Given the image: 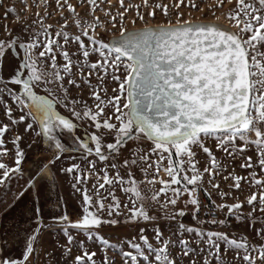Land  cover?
I'll list each match as a JSON object with an SVG mask.
<instances>
[{
	"label": "snow or ice",
	"instance_id": "obj_1",
	"mask_svg": "<svg viewBox=\"0 0 264 264\" xmlns=\"http://www.w3.org/2000/svg\"><path fill=\"white\" fill-rule=\"evenodd\" d=\"M22 2L27 9V0ZM107 2L78 0L74 6L70 0H55V8L65 22L64 27L68 26V17L64 16L67 11L74 18L73 23L80 29V34L70 36L62 31L53 36L52 26H45V20L51 18V12L48 11L51 5L48 0H38L46 13L44 18L35 21L38 30L29 31L27 40L19 36L0 40V84H4L3 61L11 56L14 62L8 78V83L14 87H0V116L3 117L0 119V156H11L14 166L0 163V187L18 177L25 159V152L20 147L23 136L15 134L11 140L13 148L8 149L6 134L19 125H25L24 132L35 131V136L41 138V144L47 143L55 150V160L59 161L63 154L74 150L81 152L86 161L85 169L79 163H72L62 169L65 174L73 176L71 187L82 196L78 205L82 209V218L70 227L77 229L78 234L84 235L85 239L77 240L69 228L61 227L63 222L68 221L67 215L46 226L49 230L57 229L63 233L66 246H62V254L72 264H97V251L88 250L93 246L101 252L100 264H116L106 254L114 247L122 264H178L172 249H179L177 255L187 258L189 264H224L222 253L229 251L235 252L234 258L243 264H264V244L257 246L250 244L246 238H234L226 232L186 226L183 222H179L177 230L171 233L179 237L175 242L163 238V232L156 227L155 241L159 246L150 242L145 234L147 229L143 227L137 230L138 238L133 236L122 240L119 246L94 231L106 224L135 226L141 222L154 223L158 218L150 215L146 209L150 204L159 203L162 195L168 197L160 205L165 220L185 217L188 215L186 209L191 205L192 219L200 225L227 226L226 220L199 219L202 210L215 217L217 210L224 212L226 209V215L234 216L238 224L247 222L250 229L255 228V212L259 209L264 213V179H258L255 171L258 167L260 173H264V51L261 50L264 48V0H236L235 9L227 15L234 22L235 32L216 24L182 20L179 12L175 23L169 19L166 25L128 31L124 26L125 13L132 7L136 8V19L144 21L145 17L139 11V5L125 8L124 0H120L123 12L116 15L111 11L104 12V16L110 18L112 28L117 27L119 17V36L105 42L98 33L102 23L96 12L101 10V4ZM228 2L232 3V0ZM223 3L224 0H219L220 6ZM183 4L185 0H179L174 7L178 9ZM85 5L89 12L80 16L77 7ZM144 6H148V0H144ZM187 6L196 8L192 0ZM156 9L165 17L169 16L168 6L160 3L147 15L154 18ZM6 13L15 15L16 9L8 8ZM36 15L40 16L39 13ZM135 22L134 19L132 23ZM71 41L78 46L72 55L64 50ZM57 53L64 61L62 69L57 63ZM93 55L97 59L90 62ZM48 61L51 71L45 67ZM121 69L123 78L117 75ZM93 74L100 85H92L89 77ZM77 76L90 89L95 110L86 101L71 98L69 88L64 86L63 82L67 78L68 85L82 91ZM109 76L118 82L119 88H113L112 91L117 93L115 96L102 99L100 92H106L102 86ZM53 84H58V91L62 95H58L57 90L51 87ZM40 88L47 90V98L38 94L37 89ZM56 104L67 109L71 118L59 114L54 108ZM77 105L81 106L80 110H77ZM13 106L20 113L18 116L13 114ZM26 121L31 122L25 124ZM74 121H85L87 123L84 126H94L95 131L77 136L78 124ZM10 125L13 127L10 128ZM34 125L38 126V130ZM58 133L69 134L72 144L66 146ZM107 136L112 137L111 142H105ZM134 138L147 139L151 147L138 149L135 153L129 149L128 156H125L121 149ZM209 139L215 142L216 151L223 152L233 161L240 158L239 167L251 170L248 177L234 172L225 174L231 165L218 160L213 148L207 146ZM196 148L207 157L203 170L198 167ZM250 150L256 155V161L246 154ZM93 156L105 167L101 169L103 182L97 180L90 194L87 179L88 174L96 169V160L88 158ZM112 156L123 157L120 163L126 170V179L119 171L110 178L106 162ZM153 156L156 159L149 163ZM118 166L117 162L110 165L112 169ZM152 168L157 177L160 172H164L170 179H148L147 184L158 182L162 187L150 196H145L140 185L147 177L148 169ZM132 169L141 171V180L135 178ZM48 170L46 166H41L37 172L47 174ZM95 174L100 176L99 172ZM205 175L208 177L207 187ZM217 176L232 180L230 188L242 190V181H246L255 190L243 202L238 197L234 198L236 202L232 204H215L212 201L213 207L209 208L202 205L197 195L199 191H204L209 200L212 196L209 188L217 190L221 200L229 196V193L219 191ZM37 184L26 182V187L29 190L37 187L39 197L43 195L46 185ZM106 185L109 188L119 186L128 203L122 204L114 191L103 195L101 190ZM24 194V188H21L17 198ZM185 194L188 199L184 201V208L170 212L168 206L175 209ZM109 199L110 203L106 205L105 201ZM245 203L251 209L247 216L242 211ZM122 208L127 209V215L122 212ZM32 211L35 217L39 209L33 208ZM104 212L110 219L101 216ZM111 217H123V220ZM259 222L262 227L255 230V235L264 239V218ZM40 232L41 228L37 227L29 234L21 258L0 255V264H29ZM185 234H188V239L184 238ZM90 241L94 245L89 244ZM192 244L196 247H191ZM73 246L80 253L74 257L71 255ZM50 259H55L54 255ZM56 264H59L58 260Z\"/></svg>",
	"mask_w": 264,
	"mask_h": 264
},
{
	"label": "rangeland",
	"instance_id": "obj_2",
	"mask_svg": "<svg viewBox=\"0 0 264 264\" xmlns=\"http://www.w3.org/2000/svg\"><path fill=\"white\" fill-rule=\"evenodd\" d=\"M179 0H148V6H144V0H124V7L127 8L129 5H139V11L144 15L145 20L140 21L136 19V8L132 7L131 10L125 13V21L124 26L127 30L139 29L146 26H159L166 25L168 20L170 19L172 23L176 22L177 12L182 14V20H189L192 22H213L223 24L234 32L237 31L234 22L230 21L227 18L229 12L235 9L236 0H232V3H229L228 0H224L222 6L219 4V0H192L193 3L196 4V8H192L187 6L189 0H185V4L181 5L178 9L174 7ZM48 3L51 7L48 9L51 12V18L45 20V26H52V34L55 35L56 32L66 31L70 36H75L80 34V29L73 23V17L67 12H64V16L68 17L67 27H64V21L61 19L60 13L55 8V0H48ZM74 6L77 5L78 0H70ZM167 5L169 8V16L165 17L159 9H156V14L154 18H150L147 14L152 11L154 6L157 4ZM28 8L25 9L24 3L22 0H0V40H10L12 37L19 36L22 40L29 39V31L38 30V25H36L35 21L38 18H44L46 13L43 7V4L38 3V0H27ZM14 7L16 9V14H7L6 9ZM100 9L96 12V16H98L101 20L102 27L98 29L99 36L102 37L103 41L107 42L110 38L116 37L120 32V24L119 17L117 16V27H111L110 18H106L104 16L105 11H111L113 15H116L118 12H123L124 9L120 7V0H108L107 3L101 4ZM89 12V8L87 5L84 7H77V13L80 16H84L85 13ZM37 13L40 14L37 17ZM7 15V18H5ZM90 19V18H89ZM136 20L135 24L132 23L133 20ZM22 29L24 30L22 32ZM11 33V35H9ZM91 34V33H90ZM86 40V38H83ZM63 43L62 39L60 40ZM77 44L74 41L69 42L65 45L64 50L69 52L70 55L77 51ZM264 51V48L261 49ZM38 56V51L36 52ZM75 59V57H74ZM97 57L93 55L90 58V62H95ZM12 57L9 56L5 58L3 61V71L2 78L4 79V84H0V87H9L12 88L14 86L8 83V78L11 75L12 67H13ZM57 63L62 69L64 61L60 57L59 53H57ZM46 69L51 71L50 61L45 65ZM75 72L76 69H73ZM86 75V73H85ZM123 78V70L117 73ZM77 83L81 84L82 91L77 89L75 86H70L67 84V78L64 80V86L69 88L70 97L73 99H82L87 102V105L92 107L95 110L94 101L90 96V89L82 83L79 76L76 77ZM93 86L100 85V81L97 80L95 74L89 77ZM51 87L54 90H57L58 95H62L58 91V84H53ZM106 88V92L101 91L102 99H108L115 96L117 93L113 92V88L118 89V82L112 80L109 77L106 78L103 86ZM38 94L44 95L47 98V90L45 88L37 89ZM7 100V97H4ZM55 110L58 111L59 114L64 115L65 117H70V113L65 109L62 105L56 104L54 105ZM81 106L77 105V110H80ZM13 114L18 116L20 113L13 106ZM110 114V113H109ZM0 119H3L0 116ZM31 121H26V123ZM78 124V130L76 131L77 136L83 135L84 132H88L89 134L95 131L94 126L85 127L84 125L87 123L85 121H74ZM25 125H19L15 127L13 131L6 134V146L8 149H12L13 145L11 140L14 139L15 134L19 133L23 136L22 141L20 142L21 149L25 152V159L21 164V172L18 177L13 178L10 182H7L5 186L0 187V255H3L5 258L11 256L13 258H21L20 254L23 252L25 248V243L28 239L29 234L34 231V228L40 227L41 232L38 234V240L35 243V253L34 256L30 258L29 264H56V261H59V264H72V261L69 260L65 255L62 254V246H66V238L63 236V233L57 229L49 230L46 226L53 224L58 218H62L63 215L68 216V221L63 222L61 227L69 228L71 234L75 235L77 240H84L85 237L82 234H78V230L71 228L70 225L79 223L81 216L83 215L82 209L78 206L82 201L81 193L74 191L71 185L74 183L73 176L65 174L62 169L68 167L72 163H79L82 165V169L86 168V161L84 160L81 152L70 151L68 153L63 154L62 158L57 161L55 160V150L47 143L41 144V138L35 136V131L32 132H24ZM13 126L10 125V128ZM37 128L38 126L34 125ZM65 142L66 146L72 144V137L67 133H58ZM112 137L107 136V140L105 142H111ZM213 140H207V146L212 147L215 155L217 156L219 161H223L225 165H231L227 167L225 174L229 172H234V174L248 177V174L251 170L241 169L239 164L241 163V159L237 158L234 161L227 157L223 152H219L215 150ZM151 147V142L147 139H133L132 141L127 142L126 146L121 149L124 152L125 156H128V151L131 150L135 153L138 149H147ZM51 150V151H50ZM106 151V149H105ZM197 152L196 159L199 162L198 167L203 170L206 166L207 157L204 153H202L198 148L195 149ZM143 154V152H141ZM247 155H251L253 157V161L257 160L256 155L253 151H248ZM88 159L96 160V169L88 174L87 179V189L90 194L92 191V185L99 180V182H103L101 179L103 172L101 169L105 167V164L99 162L94 156L89 157ZM123 157L112 156L109 161L106 163L109 165L108 172L109 176L114 177L117 171L126 179V170L124 169L122 163L120 161ZM156 157L153 156L150 158L149 163L155 160ZM117 162L118 168L112 169L110 167L111 163ZM0 163H5L9 167L14 166V160L11 156H0ZM46 163H49V172L55 178L56 182L47 179L48 183L43 184L46 185V189L43 192L42 196H37V190L33 194V196L25 194L22 197H18L19 190L21 188H25L26 182H29L32 178L33 173L37 172L38 168L41 166H45ZM164 166H167V161L164 162ZM146 167V165H144ZM61 170V171H58ZM135 178L139 181L141 180V171L137 169H132ZM255 171L258 173V179H264V173H260L259 168L257 167ZM99 172L100 176H97L95 173ZM191 173H189L190 175ZM0 175H2V170H0ZM156 178L157 180L163 179L168 181L170 178L164 172H160L159 176H156L155 169H148L147 177L144 178V181L141 183V190L145 196H150L153 191H159L162 187L158 182L152 185L146 183L148 179ZM205 187H207V175H205ZM216 182L220 184L219 191L229 193V196L224 200H221L218 191L212 190L211 200H209L204 191H199L197 193L199 199L201 200L202 205H207L209 208L213 207L212 201L215 204L227 203L232 204L235 203V197H238L240 201H245L246 197L250 194L251 191L255 189L251 188L250 185L246 181H242V190H236L234 187L230 188V185L233 184L232 180H224L222 176L216 177ZM56 186H54V184ZM182 186V185H181ZM83 188V186H80ZM191 186H189L190 188ZM109 191H114L116 197L121 201L122 204L128 203L125 198V195L120 190L119 186L114 185L109 188L106 185L104 190H101L103 195H107ZM168 197L161 196L159 203H153L148 206L146 210L149 211L150 215L157 217L158 219L154 223L144 224L143 222L132 226L130 224L121 223L116 226L103 225L98 229H95V232H98L100 235L109 238L114 244L120 245L122 240L131 239L133 236H137V230L141 227L146 228V235L148 236L151 243L154 246L156 245L155 241V232L154 229L159 227L163 232V238L171 239L174 242L179 239L178 236L171 235L172 232L177 230L178 223L183 222L186 226L190 227H203L207 230H215L226 232L230 236L234 238H246L248 239L250 244H255L257 246L264 244V239L255 235V230L262 227L259 220L264 218V213H261L259 209L255 212V217L257 218L255 223V228H249L247 222L243 224H238L235 220L234 216H227L225 209L224 212L219 210L216 211L218 214L219 220H226L227 226L221 227L219 225H212L205 223L204 225L198 224L196 221L192 219L193 206L189 205L186 209L188 215L185 217H178L177 220L168 221L165 220L164 211L160 208V205L165 202ZM188 199V195L185 194L181 197L176 205L175 209H172V206H168V210L171 211H179L184 208V201ZM63 203V204H62ZM110 203V199L105 201L107 205ZM64 206V207H63ZM33 208L39 209L38 214L34 217ZM243 214L247 216V213L251 211V209L246 205L243 208ZM122 212L127 215V209L122 208ZM203 214V216H202ZM206 211H201L199 213V219L207 221ZM80 216V217H79ZM101 216L105 219H110L107 217L106 212L101 213ZM115 219L123 220V217H111ZM35 222H38L35 224ZM44 225L45 227H42ZM33 229V230H32ZM185 239H188V234H185ZM89 244H93L94 242H89ZM191 247H196L195 244L190 245ZM126 247V246H124ZM89 251H97V264H100L101 252L95 247H91L88 249ZM172 254L177 256L178 264H189L187 258H181L177 255L179 249H172ZM80 253L76 250L75 246H73L72 256L79 255ZM107 256L110 259L116 261V264H122L121 257L117 254V248L114 247L111 250L107 251ZM55 257V259H50V256ZM236 253L233 251H229L226 253H222V260L224 264H243V262L239 259H235ZM259 264V262H258Z\"/></svg>",
	"mask_w": 264,
	"mask_h": 264
},
{
	"label": "trees",
	"instance_id": "obj_3",
	"mask_svg": "<svg viewBox=\"0 0 264 264\" xmlns=\"http://www.w3.org/2000/svg\"><path fill=\"white\" fill-rule=\"evenodd\" d=\"M51 151V150H50ZM48 169H49V163H46V165H45ZM50 176V177H49ZM49 177V179H51L52 181H54V183L56 182V184H58V182L57 181H55V178L53 177V175H51V173L49 172V170H48V172H47V174H45L43 171H40V172H36V175H34V176H32V178L30 179V181H29V183H34V182H38V184H37V186H39V185H43V184H46V183H48V180L49 179H47ZM53 183V184H54ZM54 186H56L55 184H54ZM58 188H59V184H58ZM37 190V187H32L30 190L25 186V188H24V193L25 194H28V195H31V196H33V194L35 193V191ZM24 194V195H25ZM63 204V203H62ZM64 207V206H63ZM81 216V218H82V215H80ZM79 216V217H80ZM38 222H35V224H37ZM35 229V228H34ZM33 230V229H32ZM32 233H33V231H32Z\"/></svg>",
	"mask_w": 264,
	"mask_h": 264
},
{
	"label": "water",
	"instance_id": "obj_4",
	"mask_svg": "<svg viewBox=\"0 0 264 264\" xmlns=\"http://www.w3.org/2000/svg\"><path fill=\"white\" fill-rule=\"evenodd\" d=\"M195 23H204V24H216V25H220V26H222L223 28H225V29H228V30H230V31H233L232 29H230L229 27H227V26H225V25H221V24H218V23H213L212 21L211 22H195ZM150 27H157V26H150ZM144 28V27H143ZM139 29H142V28H139ZM134 30H136V29H133V30H129V31H134ZM234 32V31H233ZM119 36V35H118ZM118 36H116V37H118ZM113 38H115V37H112V38H110L108 41H111ZM107 41V42H108Z\"/></svg>",
	"mask_w": 264,
	"mask_h": 264
},
{
	"label": "built area",
	"instance_id": "obj_5",
	"mask_svg": "<svg viewBox=\"0 0 264 264\" xmlns=\"http://www.w3.org/2000/svg\"><path fill=\"white\" fill-rule=\"evenodd\" d=\"M202 216H203V214H202ZM205 217H207V220H210L212 218H215V219L219 220L218 214L216 212H215V217L210 216L208 213L206 214Z\"/></svg>",
	"mask_w": 264,
	"mask_h": 264
},
{
	"label": "bare ground",
	"instance_id": "obj_6",
	"mask_svg": "<svg viewBox=\"0 0 264 264\" xmlns=\"http://www.w3.org/2000/svg\"><path fill=\"white\" fill-rule=\"evenodd\" d=\"M218 24H220V23H218ZM221 25H223V24H221Z\"/></svg>",
	"mask_w": 264,
	"mask_h": 264
}]
</instances>
